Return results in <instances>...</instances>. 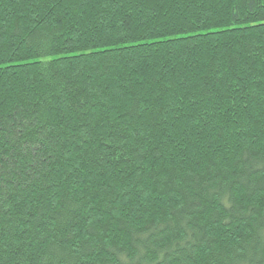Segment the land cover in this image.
I'll list each match as a JSON object with an SVG mask.
<instances>
[{
  "label": "trees",
  "instance_id": "obj_1",
  "mask_svg": "<svg viewBox=\"0 0 264 264\" xmlns=\"http://www.w3.org/2000/svg\"><path fill=\"white\" fill-rule=\"evenodd\" d=\"M0 264H264V0H0Z\"/></svg>",
  "mask_w": 264,
  "mask_h": 264
}]
</instances>
